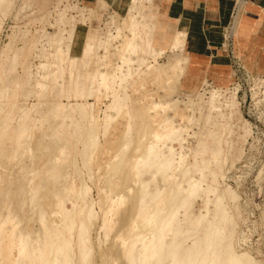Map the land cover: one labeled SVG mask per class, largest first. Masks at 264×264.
Segmentation results:
<instances>
[{"label":"rangeland","instance_id":"obj_1","mask_svg":"<svg viewBox=\"0 0 264 264\" xmlns=\"http://www.w3.org/2000/svg\"><path fill=\"white\" fill-rule=\"evenodd\" d=\"M247 8L206 40L165 0H0V264H64V241L71 264H130L129 248L153 264L163 237L156 264L196 246L200 264H264Z\"/></svg>","mask_w":264,"mask_h":264},{"label":"crops","instance_id":"obj_2","mask_svg":"<svg viewBox=\"0 0 264 264\" xmlns=\"http://www.w3.org/2000/svg\"><path fill=\"white\" fill-rule=\"evenodd\" d=\"M172 7L171 14L178 20L187 22L188 28L195 39L219 38V29L228 25L233 16L234 8L243 1L247 3L246 20L243 30L249 31L257 24L259 44L264 43V0H165ZM245 21V22H244ZM218 35V36H217ZM248 35V34H247Z\"/></svg>","mask_w":264,"mask_h":264},{"label":"bare ground","instance_id":"obj_3","mask_svg":"<svg viewBox=\"0 0 264 264\" xmlns=\"http://www.w3.org/2000/svg\"><path fill=\"white\" fill-rule=\"evenodd\" d=\"M143 147V146H142ZM144 149V148H143ZM151 213V212H150ZM125 216V215H124ZM172 216V215H171ZM158 217V216H157ZM156 217V218H157ZM150 218V217H149ZM148 218V219H149ZM169 218V217H168ZM155 222V221H154ZM153 223V222H152ZM152 226V225H151ZM167 227V226H166ZM125 230V229H124ZM71 231V230H70ZM164 231V230H163ZM152 232V231H151ZM149 236V235H148ZM157 242V241H156ZM150 245V244H149ZM147 243L144 246L145 248H143V253L141 256V261L144 263L145 261H148L147 263H151L154 262L155 264L158 263V260L160 259L159 256H161V251L162 248L165 246V242H164V237L163 240L159 243L156 244V246L152 245L149 246ZM67 241L61 242L60 244L55 245V247L53 246L52 249L55 250V255L56 257H60L61 259H63L64 264H71V258H70V252L69 249L67 247ZM202 246L200 247H194L191 251L187 252L186 256H187V260L183 263H179V264H200L199 261H201L199 259L200 254L202 252ZM54 253V252H53ZM179 253V252H178ZM39 254H41L39 252ZM118 254V253H117ZM133 254H134V248L132 249H128V251L126 252V256L128 258V261L130 264H134L133 261ZM54 255V254H53ZM44 256V255H43ZM46 257V256H45ZM40 258V255H39ZM43 258V257H42ZM45 259V258H44ZM35 260V259H34ZM41 260V258H40ZM240 260V259H239ZM36 261V260H35ZM47 259L44 261L46 264L47 263ZM42 262V261H41ZM153 263V264H154ZM212 264L216 263V264H241L238 260L236 259H231L228 258L227 261L225 260H217L216 262H211ZM152 264V263H151Z\"/></svg>","mask_w":264,"mask_h":264}]
</instances>
